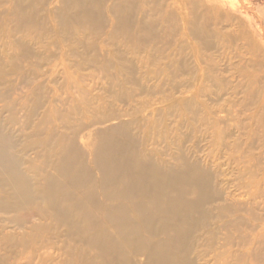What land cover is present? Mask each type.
<instances>
[{
	"label": "rangeland",
	"instance_id": "rangeland-1",
	"mask_svg": "<svg viewBox=\"0 0 264 264\" xmlns=\"http://www.w3.org/2000/svg\"><path fill=\"white\" fill-rule=\"evenodd\" d=\"M53 110L86 166L111 138L185 189L166 264H264V0H0V123L24 159H40L26 136ZM31 217L45 224L35 263L57 264L65 226ZM8 220L4 247L23 231ZM123 240L78 245L89 264H147L148 248Z\"/></svg>",
	"mask_w": 264,
	"mask_h": 264
},
{
	"label": "bare ground",
	"instance_id": "bare-ground-1",
	"mask_svg": "<svg viewBox=\"0 0 264 264\" xmlns=\"http://www.w3.org/2000/svg\"><path fill=\"white\" fill-rule=\"evenodd\" d=\"M37 106L34 102L29 117ZM58 118L57 110L43 112L26 136L27 144L39 148V160L38 156L24 159L25 148L17 150L0 123V213L23 229L17 243L12 240L9 247L3 246L9 236L0 232V264L47 263L49 254L34 261L33 241L45 224H33V212L50 221L47 228L56 223L65 226V250L57 264L92 263L78 242L94 245L97 237L110 233L139 250L148 248L147 264L169 263L161 252L178 248L176 237L191 212L192 202L185 189L166 187L150 174L148 164H141L139 154H132L111 138L102 146L96 140L92 164L86 166L75 141L60 128L62 121L52 124ZM151 190L155 192L151 194ZM134 195L140 202L131 201ZM131 204L135 206L129 211L127 205ZM158 214L165 220L155 227ZM160 233L163 237L151 240ZM44 241L41 246H45ZM14 253L17 256L12 259Z\"/></svg>",
	"mask_w": 264,
	"mask_h": 264
}]
</instances>
